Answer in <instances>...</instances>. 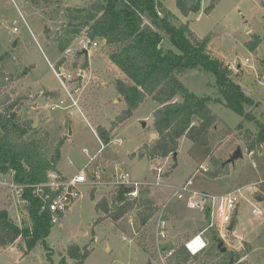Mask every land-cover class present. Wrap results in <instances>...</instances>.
I'll return each instance as SVG.
<instances>
[{
    "label": "rangeland",
    "instance_id": "1",
    "mask_svg": "<svg viewBox=\"0 0 264 264\" xmlns=\"http://www.w3.org/2000/svg\"><path fill=\"white\" fill-rule=\"evenodd\" d=\"M55 1L51 6H42L26 0H0V75H6L12 100L22 101L20 108L9 113L10 119L15 117L16 121L37 130H28L27 138L38 140L47 157L54 153L60 141L64 142L57 163L60 174L71 178L83 171L93 180L97 171L105 181L111 180L116 173L129 172L135 180H150L155 168L161 167L165 185H181L192 179L194 190L211 195H224L240 188L246 190L264 182V149L249 154L244 142L237 139L241 133L237 129L240 123L244 126L243 132L250 130L254 134L258 131L257 122L245 120L226 107L215 76L199 68L183 73L181 79L195 95L215 99L211 108L217 115V123L210 130L207 141L194 143L186 137L181 138L176 159L174 156L154 160L141 157L140 152L153 133V113L158 104L147 99L138 110L119 122L126 106L117 93L116 82L129 81L109 60L112 48L100 40L94 41L98 43L94 47L85 33L66 53L54 42L71 9L88 7L100 0ZM158 1L183 21H188L200 38L210 37V51L230 65L233 79L257 104L246 110L253 111L255 117L264 122V0H220L211 12H208L211 1L204 0L201 10L188 17L181 15L177 0ZM15 27L17 32L13 31ZM161 34L163 47L172 48L169 36ZM248 43H258L256 52L250 51ZM70 51H86V57L76 59ZM63 58L65 62L57 67V62ZM86 58L88 66L83 68ZM54 68L66 76L61 78L79 109L69 107L71 101H68L69 108L51 110L52 104L66 97ZM50 92L57 95L52 96ZM99 127L110 134L107 143L101 140L105 146L103 150L97 135ZM238 145L244 157L235 164L226 165ZM212 157L218 158L225 167L215 177L211 173L221 168L213 164ZM1 175L11 179L14 172ZM115 189L111 186L83 187L80 198L51 229L48 244L52 262L40 244L24 256L19 240L7 248L0 247V264H58L63 257L74 264L75 260L68 256L72 245L90 252L84 264H165L155 241L157 214L143 226L139 206L119 221L97 210L96 205L104 199L111 202ZM245 194L263 215H253L252 205L243 200L236 220L237 229L221 239L228 253L241 256L235 264H264V195L260 198L247 190ZM172 196L171 187L142 188L139 192V198L152 199L159 207L167 204L164 219L178 235L171 241L178 248L205 228L207 217L189 209L186 202L170 200ZM13 205L12 198L0 186V210L9 209L13 221L20 225ZM25 223L29 227L32 225L29 218ZM210 237L211 233L208 247L198 259L184 264H212L206 262L205 257L214 243Z\"/></svg>",
    "mask_w": 264,
    "mask_h": 264
},
{
    "label": "trees",
    "instance_id": "2",
    "mask_svg": "<svg viewBox=\"0 0 264 264\" xmlns=\"http://www.w3.org/2000/svg\"><path fill=\"white\" fill-rule=\"evenodd\" d=\"M26 1L42 6H51L56 2ZM203 1L177 0V5L181 15L188 17L201 10ZM209 1L211 4L208 12H211L220 0ZM155 27L169 36L172 48L163 47L164 37L161 32L154 29ZM82 33L86 34L90 42L100 40L102 44L112 48L109 60L129 81L116 82L117 93L123 98L126 106L119 117V122L122 123L125 117L138 110L147 99H152L158 104L153 113V126L158 139L150 145L148 151L140 152L141 157L146 156L150 160L175 157L183 137L194 143L207 141L210 130L217 123V115L211 108V103L215 102V99L195 95L181 79L183 73L197 68L215 76L219 95L226 107L245 120L257 122L258 131L254 134L250 130L243 132L242 123L237 127L241 132L237 139L244 142L247 152L251 154L264 149V122L257 119L253 111L246 110L257 106L255 100L233 79L230 65L210 51V37L200 38L191 29L188 21H183L160 1L100 0L88 7L71 9L64 28L56 34L54 42L62 53H66ZM247 46L250 51L256 52L258 43H248ZM83 55L86 57V51L74 53L76 59ZM64 62L65 58L58 61L57 67ZM87 66L86 58L82 67ZM8 86L6 75L1 74L0 175L14 172L13 179L18 183L26 185L45 183L49 174L57 170L60 149L64 142L60 141L54 153L47 157L38 140L28 139L26 136L28 130L34 131L32 125L20 123L15 117L13 119L9 117L14 108H20L22 101L12 100ZM50 95L57 94L50 92ZM97 133L102 140L108 142L110 134L107 129L99 127ZM212 162L221 168L211 173V176L215 177L220 175L225 167L221 166L218 158L212 157ZM175 167L176 165L173 168ZM259 189L257 195L262 198L264 182L259 185ZM133 190L132 187H117L111 202L104 199L96 205L97 210L114 221H119L139 206L140 222L143 226L146 225L160 207L149 198L132 199L129 194ZM30 200L29 212L32 223L30 227L14 222L6 209L0 210V247L7 248L21 240L18 244L26 256L40 244L44 246L48 260L52 262V250L48 244L53 227L50 214L41 211V201L38 198L30 197ZM210 238L214 243L205 254L206 262L212 264H230L232 260L234 263L238 262L241 256L235 257L233 253H228L216 232H212ZM89 255L90 252L86 248L82 249L78 245H72L68 253L70 259L75 260L74 264H84ZM198 256H192L184 246H179L173 260L177 264H184L198 259ZM58 264L69 263L63 257Z\"/></svg>",
    "mask_w": 264,
    "mask_h": 264
},
{
    "label": "built area",
    "instance_id": "3",
    "mask_svg": "<svg viewBox=\"0 0 264 264\" xmlns=\"http://www.w3.org/2000/svg\"><path fill=\"white\" fill-rule=\"evenodd\" d=\"M14 24H16V22ZM13 31L17 32V28L15 27ZM93 46L97 47L98 43L94 42ZM55 73L63 85L67 98L63 97L59 99L60 101L56 104H52L51 110L55 111L62 107H76L79 109L77 101L61 78L63 74L56 72V70ZM63 77L66 78V76ZM68 101H71L69 107ZM104 147L103 145L102 150ZM94 176L96 179L90 180L86 172L81 171L75 176L68 178L58 172H51L45 183L26 185L16 182L13 177L8 179L0 175V186L7 191L8 195L14 201L16 208L21 211L17 217L21 226H26L25 221L28 218L30 219V197H36L41 201V211H46L50 214L51 222L54 225L61 221L67 210L80 198L84 186H91L93 189L99 186H111L115 188L119 186L132 187L134 190L129 196L135 198H139V192L142 188L171 187L173 189V196L170 200L176 199L180 202H186L189 209L198 211L207 217L205 228L184 244V247L192 256L200 255L207 249L209 233L216 232L222 239H225L229 234L233 233L229 230V227L240 216L241 202L243 200L252 205L253 215L257 217L263 215V212L256 207L245 194L247 190L253 192L254 196L257 195L260 192L259 185L261 183L256 187L249 186L246 190L240 188L224 195H211L194 190V182L192 179L187 180L181 185H165L161 167L155 168V171L151 175L152 179L150 180H135L129 172L116 173L111 180L105 181H103L104 179L97 171L94 173ZM161 207L156 213L158 216L156 221L155 241L161 260L167 264L166 261L170 263L178 249L175 243L171 242L176 238L177 233L175 229L170 227L167 220L164 219L167 204ZM173 232L175 235H173Z\"/></svg>",
    "mask_w": 264,
    "mask_h": 264
},
{
    "label": "water",
    "instance_id": "4",
    "mask_svg": "<svg viewBox=\"0 0 264 264\" xmlns=\"http://www.w3.org/2000/svg\"><path fill=\"white\" fill-rule=\"evenodd\" d=\"M72 54L75 53V51H70ZM240 66V65H239ZM37 124V123H35ZM36 127V125H35ZM158 138V134L156 132H153L151 134V138L149 140V143H146L144 146H143V149L144 150H147L149 149L151 143L156 140ZM175 157H177V154L175 155ZM244 157V154H243V150H242V147L240 145L237 146L236 150L234 151V153L230 156V158L226 161V165L227 164H235V162L238 160V159H242ZM235 229V223H232L229 227V230L231 232H233ZM173 235H175V233L173 232ZM151 264V263H150ZM230 264H234V261L232 260L230 262Z\"/></svg>",
    "mask_w": 264,
    "mask_h": 264
},
{
    "label": "crops",
    "instance_id": "5",
    "mask_svg": "<svg viewBox=\"0 0 264 264\" xmlns=\"http://www.w3.org/2000/svg\"><path fill=\"white\" fill-rule=\"evenodd\" d=\"M23 1H24V0H23ZM153 132H155V131H154V128H153ZM97 135H98V134H97ZM98 139L100 140V142H101V144H102V143H103V142L101 141L102 139H101L99 136H98ZM103 145H104V144H103ZM57 171H58V170H57ZM58 172H59V171H58ZM59 173H60V172H59ZM13 209L17 211V216H18V213H19V212H18L17 208H16L14 205H13ZM1 210H4V209H1ZM6 210H7V209H6ZM7 211L9 212V214H11V211H9V209H8ZM16 219H17V218H16ZM17 220H18V219H17ZM235 229H237V223L235 224ZM235 229H234V230H235ZM177 236H178V235L176 234V237H177Z\"/></svg>",
    "mask_w": 264,
    "mask_h": 264
},
{
    "label": "flooded vegetation",
    "instance_id": "6",
    "mask_svg": "<svg viewBox=\"0 0 264 264\" xmlns=\"http://www.w3.org/2000/svg\"><path fill=\"white\" fill-rule=\"evenodd\" d=\"M235 264V263H234Z\"/></svg>",
    "mask_w": 264,
    "mask_h": 264
}]
</instances>
